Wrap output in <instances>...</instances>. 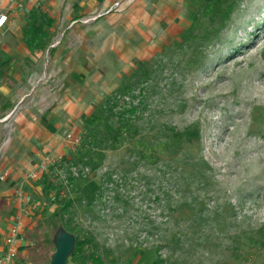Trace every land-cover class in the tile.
Wrapping results in <instances>:
<instances>
[{"label": "rangeland", "instance_id": "obj_1", "mask_svg": "<svg viewBox=\"0 0 264 264\" xmlns=\"http://www.w3.org/2000/svg\"><path fill=\"white\" fill-rule=\"evenodd\" d=\"M194 15L94 102L62 158L23 171L45 214L19 264L51 260L42 242L62 229L103 264H264V0H198Z\"/></svg>", "mask_w": 264, "mask_h": 264}, {"label": "crops", "instance_id": "obj_2", "mask_svg": "<svg viewBox=\"0 0 264 264\" xmlns=\"http://www.w3.org/2000/svg\"><path fill=\"white\" fill-rule=\"evenodd\" d=\"M197 2L0 0V14L8 17L0 27V118L13 116L27 97L23 112L6 117L11 131L0 143V174L9 173L5 181H0V249H5L11 225L19 222L24 243L16 264L27 249L37 246L27 233L45 214L40 205L43 200L38 199L42 193L39 182L27 179L23 171L37 167L47 158H62L67 149L66 135L77 134L94 102L110 94L109 90L119 85L117 80L132 66L185 34ZM39 10L54 21L49 28L52 39L44 50L31 51L25 44L24 32L29 14ZM42 74V81L37 83ZM26 75L30 77L28 85L23 80ZM47 88L54 93L48 96L43 92L45 109L39 115L32 108L37 96ZM20 189L30 196L31 202L17 196ZM49 238L54 244V236ZM152 262L148 254H141L133 264ZM70 264L93 262L78 257ZM124 264L130 263L126 260Z\"/></svg>", "mask_w": 264, "mask_h": 264}, {"label": "trees", "instance_id": "obj_3", "mask_svg": "<svg viewBox=\"0 0 264 264\" xmlns=\"http://www.w3.org/2000/svg\"><path fill=\"white\" fill-rule=\"evenodd\" d=\"M53 19L49 17L46 13H39L38 11H32L29 14V23L25 28L24 32V41L27 47L31 51L35 50H44L49 42L52 39V35L49 31V28L53 25ZM115 100V97H114ZM114 104V103H112ZM128 112H133L129 110ZM66 159V157H64ZM76 178L71 177V182ZM52 241L50 238H46L42 242L40 251L44 252L46 245H51ZM88 242L86 240H80L76 238V244L73 253L70 255L68 264L73 260H76L78 257L83 258L84 260H90L93 264H103V261L96 257L95 255H89L87 253ZM22 250V249H21ZM39 260L35 261L33 259L32 264H49L50 260L46 253L39 254Z\"/></svg>", "mask_w": 264, "mask_h": 264}, {"label": "built area", "instance_id": "obj_4", "mask_svg": "<svg viewBox=\"0 0 264 264\" xmlns=\"http://www.w3.org/2000/svg\"><path fill=\"white\" fill-rule=\"evenodd\" d=\"M8 17L0 14V27H3L7 23ZM3 120L0 119V123ZM72 144L77 143V139L69 135ZM9 176V173L3 172L0 174V181H5ZM37 175L33 174L32 178H36ZM17 196L26 203L31 202L30 196L24 193L22 190L17 191ZM24 243V237L22 235L21 226L19 222H15L11 225L9 232L5 239V249H0V264H16V260L20 249Z\"/></svg>", "mask_w": 264, "mask_h": 264}, {"label": "water", "instance_id": "obj_5", "mask_svg": "<svg viewBox=\"0 0 264 264\" xmlns=\"http://www.w3.org/2000/svg\"><path fill=\"white\" fill-rule=\"evenodd\" d=\"M58 240L54 237L56 250L49 264H68L70 255L73 253L76 237L62 229L58 232Z\"/></svg>", "mask_w": 264, "mask_h": 264}, {"label": "bare ground", "instance_id": "obj_6", "mask_svg": "<svg viewBox=\"0 0 264 264\" xmlns=\"http://www.w3.org/2000/svg\"><path fill=\"white\" fill-rule=\"evenodd\" d=\"M239 70V69H238ZM245 72V71H244ZM257 74V73H256ZM229 83V82H228ZM237 83V82H236ZM235 86V85H234ZM237 88V87H236ZM198 89V88H197ZM244 89V88H243ZM255 95V94H254ZM259 95V94H258ZM257 95V96H258ZM259 97V96H258ZM228 98V97H227ZM257 99V98H256ZM262 100V99H261ZM230 102V101H229ZM245 102V101H244ZM258 105V104H257ZM243 111V110H242ZM241 136V135H240ZM234 146V145H233Z\"/></svg>", "mask_w": 264, "mask_h": 264}]
</instances>
